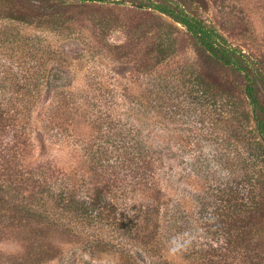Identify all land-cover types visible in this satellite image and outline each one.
Returning <instances> with one entry per match:
<instances>
[{
  "label": "rangeland",
  "instance_id": "374dc122",
  "mask_svg": "<svg viewBox=\"0 0 264 264\" xmlns=\"http://www.w3.org/2000/svg\"><path fill=\"white\" fill-rule=\"evenodd\" d=\"M160 2L264 74V0H0V264H264V141L244 76L144 7ZM102 189L100 217L66 206Z\"/></svg>",
  "mask_w": 264,
  "mask_h": 264
},
{
  "label": "trees",
  "instance_id": "16d2710c",
  "mask_svg": "<svg viewBox=\"0 0 264 264\" xmlns=\"http://www.w3.org/2000/svg\"><path fill=\"white\" fill-rule=\"evenodd\" d=\"M68 1H79L83 4H89V3H106L111 0H68ZM144 7L152 8L156 12H159L161 14H165L172 18L175 22L178 24H181L187 32L196 40V42L201 45L207 52H209L216 60H218L220 63L232 67L236 69L238 72H240L245 79V86L244 91L246 96L248 97L251 109H252V115L254 120L256 121V129L259 135L261 136L262 140L264 141V101L262 100L260 96V88L259 86H264V74H254V68L253 63L251 62L249 56H246V54L236 47H233L228 43V40L224 36H222L214 27L208 26V24L201 18L190 14L188 11H186L183 7H180L178 4L172 5L168 2H160V3H151L150 5H144ZM8 15L14 19V20H22L25 19L23 13H21L19 10H12L11 12H8ZM200 83V82H199ZM205 95L213 96L215 93H213L212 88L205 90ZM4 111L0 109V121L3 117ZM0 146H2L0 144ZM7 147V145H4ZM0 155L7 159L6 152H0ZM1 161V159H0ZM130 164V163H129ZM134 164H138L139 166L143 165V162L141 159L134 160ZM127 167L131 168L135 173L136 176H145V172H138V166L137 165H128ZM24 183V182H23ZM25 184V183H24ZM256 185H258L256 183ZM106 189L100 190L93 198L92 201H76V199H72L68 202L66 205L71 210H75L79 215L82 217H100L102 213L105 211L107 206H110L109 203H107V199L105 196H107ZM109 192V190H107ZM42 192V191H41ZM104 192V194L100 193ZM253 197V195H252ZM7 196L5 194V188L1 186L0 183V204L2 206H7ZM14 209L11 211L13 212V217L17 218L20 214L23 212H26L23 208V205H16L14 204L12 206ZM114 207V206H113ZM112 207V210H113ZM232 210V209H231ZM264 211V210H263ZM28 213V212H27ZM114 214V213H113ZM259 218L261 217V208L258 212ZM111 214H109L107 219L110 217ZM264 215V213H263ZM24 216V215H23ZM223 216H226V219L223 217L221 218V221H228V223H231L232 227H237L240 229V232L238 233V237L235 238V244L240 242V239H246V235H248V232L245 230L246 227L240 224H237L238 219L235 218L234 213L231 212H223ZM228 216V217H227ZM230 221V222H229ZM39 225L46 227V225L42 224L41 221L39 222ZM230 225V224H229ZM51 228L50 224L47 228ZM46 228V229H47ZM49 228V229H50ZM33 243V242H32ZM41 244L39 247L41 248L43 241L40 242ZM36 256L38 257L40 261L41 258H48L52 257L54 254H57V250L55 248H52L51 245L46 248L39 249L36 251Z\"/></svg>",
  "mask_w": 264,
  "mask_h": 264
}]
</instances>
